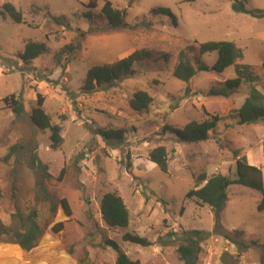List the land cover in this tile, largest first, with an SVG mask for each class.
I'll list each match as a JSON object with an SVG mask.
<instances>
[{
	"label": "rangeland",
	"instance_id": "374dc122",
	"mask_svg": "<svg viewBox=\"0 0 264 264\" xmlns=\"http://www.w3.org/2000/svg\"><path fill=\"white\" fill-rule=\"evenodd\" d=\"M105 1L127 11L128 28H109L101 14ZM7 2L23 13L24 24H15L3 14ZM90 2L97 9H90ZM247 6L264 10V0H248ZM155 9L170 10L176 24L168 16L154 15ZM28 41L44 43L48 52L24 65L20 56ZM210 41L236 43L243 51V64L259 68L264 63V19L235 13L231 0H0V221L9 225L17 210L36 208L44 228L29 252L0 237V264H115L117 254L106 241L118 243L140 264H184L177 247L182 232L191 230L210 234L202 243L197 264H261L264 212L257 211L259 192L231 186L220 217L219 231L241 230L245 243H258L246 252L216 234L214 213L207 205L186 198L202 175L223 174L234 180L240 158L260 168L264 180V123L240 125L238 120L251 88L264 94V71L258 69L260 82L242 84L229 98L212 97L209 91L234 79V68L223 74L198 73L189 84V94L187 85L173 76L181 50ZM67 46L77 48L68 63L64 56L58 59ZM142 49L152 51L155 60L144 63L137 75L93 93L82 90L92 67ZM217 57L211 53L202 60L212 66ZM140 90L154 101L147 112L137 114L129 103ZM12 94L24 98L23 117L1 104ZM38 94L45 99L44 109L52 123L62 127L64 144L57 151L50 147V132L31 120ZM208 115L221 121L206 142H178L164 131L167 126L182 129L192 121L202 122ZM103 129L124 131V142L107 146L98 134ZM160 146L169 153L167 174L149 161V153ZM14 147L16 153L8 156ZM35 159L50 176L45 184L55 212L51 203L36 200L42 171ZM63 168L66 173L60 180ZM113 192L130 211L127 228H111L102 219L101 200ZM62 200L67 201L71 215ZM59 223L63 228L57 232ZM127 233L154 245L143 248L126 243ZM159 237L164 238L162 242Z\"/></svg>",
	"mask_w": 264,
	"mask_h": 264
},
{
	"label": "trees",
	"instance_id": "16d2710c",
	"mask_svg": "<svg viewBox=\"0 0 264 264\" xmlns=\"http://www.w3.org/2000/svg\"><path fill=\"white\" fill-rule=\"evenodd\" d=\"M231 1L235 13L246 14L255 19H264V10H250L247 6L248 0ZM90 5V9H97V5L94 2H90ZM2 9L3 14L7 15L15 24H24L23 13L17 10L12 3H5ZM152 13L156 16H168L174 24L177 22L170 10L155 9ZM101 14L112 30L129 27L126 23L127 11L125 9L115 8L110 1L104 2ZM92 17L93 13L90 12L87 15V19L91 22L93 19ZM76 50L77 48L73 46H67L58 53V59L61 61L62 56H64L65 62L68 63ZM47 52L48 48L44 43L28 41L25 44L24 52L20 56V59L24 65H29L31 61ZM211 53H217L218 57L212 66H208L203 62L202 58ZM162 58L166 62L169 60L168 55H162ZM243 58L244 54L242 49L234 42H196L195 46H187L179 52L177 63L173 69V76L187 85L186 94H189V84L198 73L215 72L217 74H223L229 68H234L236 74L234 79H229L224 83H218L209 91V95L212 97L229 98L240 89L242 84L255 85L260 82L258 69L264 71V63L258 68L257 66L241 63ZM153 60H155V54L152 51L142 49L116 62L94 66L88 71L82 90L87 93H93L97 89L111 88L123 79L137 75L138 70L144 63ZM153 101V97L147 91L140 90L133 95L129 106L131 110L137 114H142L149 110ZM44 103V97L38 94L37 104L31 113V120L39 129L48 130L50 132V147L53 151H57L64 144L62 135L63 130L61 126L52 123L51 118L45 112ZM1 104H3L4 109L10 110L18 118L23 117L26 113L22 94L6 96L1 100ZM238 120L240 125H257L259 123H264V94L255 87L251 88L250 94L238 111ZM220 121L221 119L219 117L208 115V118L202 122L192 121L182 129L167 126L164 127V131L174 135L178 142H206L210 140L212 133L217 129ZM98 134L107 146H113L114 144L119 145L124 142L125 133L122 130L103 129L99 130ZM15 151L16 147L12 148L8 156H12V154L16 153ZM35 160L38 164V168L42 171L41 180L36 184V200L39 202L51 203L52 210L55 212L56 206L52 202L45 184V181L50 178V176L46 173V167L42 165V162L39 159ZM149 161L155 164L163 173H168L169 153L165 147L160 146L153 149L149 153ZM34 164L35 163H33V166ZM127 167L130 169L132 167L131 163H128ZM65 173L66 169L63 168L59 175L60 180ZM202 184H204V186L200 188ZM233 185L243 186L259 192L261 194V199L257 205V211L259 213L264 212V180L262 170L257 166L249 165L243 158L236 161V174L234 180H231L230 177L223 174L213 175L209 178L202 175L197 180L195 189L190 190L186 198L196 199L200 204L207 205L214 213V231L216 234L221 235L227 243L236 245L240 251L246 252L251 246H257L258 243L253 242L251 245L245 243L242 240L244 232L241 230H236L231 233L219 231L222 228L220 222L221 213L228 201L229 189ZM2 198L3 194L0 190V201ZM61 203L66 213L71 215V210L67 201L62 200ZM183 211L184 209L181 210V213H183ZM101 215L105 224L111 228H127L130 224V211L124 200L115 192L107 193L103 196L101 200ZM62 228L63 223H59L55 230L59 232ZM43 234L44 228L40 223V215L36 208H32L27 212L17 210L11 216V223L9 225H4L0 221V237L8 238L27 252L33 250L37 246ZM182 234L184 237L177 247L180 260L184 264H197L199 255L202 253V243L209 238L210 234L202 230L183 231ZM123 239L126 243L135 244L143 248L154 245V243L149 240L130 233H127ZM163 239V237H159L158 242H162ZM170 244L171 243H164V245ZM105 245L116 252L117 258L115 264H140L139 261L131 260L120 248L118 243L106 241ZM261 247L264 253V245H261ZM261 264H264V256L261 259Z\"/></svg>",
	"mask_w": 264,
	"mask_h": 264
}]
</instances>
